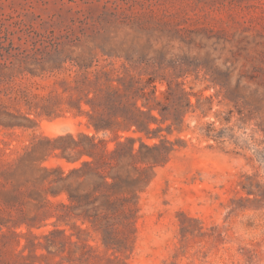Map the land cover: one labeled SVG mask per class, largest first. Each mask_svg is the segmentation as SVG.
I'll use <instances>...</instances> for the list:
<instances>
[{"label": "rangeland", "instance_id": "obj_1", "mask_svg": "<svg viewBox=\"0 0 264 264\" xmlns=\"http://www.w3.org/2000/svg\"><path fill=\"white\" fill-rule=\"evenodd\" d=\"M0 264H264V0H0Z\"/></svg>", "mask_w": 264, "mask_h": 264}, {"label": "trees", "instance_id": "obj_2", "mask_svg": "<svg viewBox=\"0 0 264 264\" xmlns=\"http://www.w3.org/2000/svg\"><path fill=\"white\" fill-rule=\"evenodd\" d=\"M150 118L155 119V117L150 114ZM73 143H72V148L77 149L80 154H87L93 159L91 160H85L84 165L86 166H91V164L97 163L99 164V167H102V171H95L91 172V176L96 175L99 179V184L108 188H113L118 185L119 182V176L118 173L116 172V167L112 163V159L116 157H120V154L123 150H128L130 155L132 157L135 156L133 153L134 146L133 143L135 139L133 137H126L124 140H117L115 147L109 149L106 146V142L103 139L98 140L99 144L101 145L102 152L97 154V157L95 156L96 153L94 150L96 148H99V145L97 142L94 141L93 137L86 136L87 138V143L86 144H80L78 141H75L71 135H68ZM62 138V137H59ZM138 140L140 141L138 151H140L142 148H146L148 150H152L156 148V145H148L142 141V139L139 137ZM68 148H63V152H66ZM108 169V170H107ZM61 172L62 170L59 169ZM76 169H71L70 172L75 171ZM115 171V172H114ZM107 176H110L112 178L111 181L107 180ZM60 181L62 182L60 188L67 187L68 184H66L65 178H61ZM71 196V195H70Z\"/></svg>", "mask_w": 264, "mask_h": 264}]
</instances>
